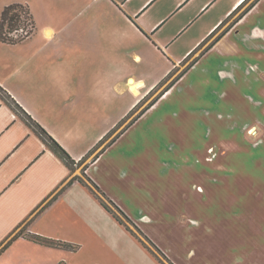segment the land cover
<instances>
[{"label": "crops", "instance_id": "obj_1", "mask_svg": "<svg viewBox=\"0 0 264 264\" xmlns=\"http://www.w3.org/2000/svg\"><path fill=\"white\" fill-rule=\"evenodd\" d=\"M15 3L36 29L0 41V264H162L77 176L173 264H264V0H0V20Z\"/></svg>", "mask_w": 264, "mask_h": 264}, {"label": "trees", "instance_id": "obj_2", "mask_svg": "<svg viewBox=\"0 0 264 264\" xmlns=\"http://www.w3.org/2000/svg\"><path fill=\"white\" fill-rule=\"evenodd\" d=\"M35 21L33 18V15L31 13V10L28 5L22 4V3H15L7 5L1 14V20H0V41L8 44H17L20 43L28 38H30L34 32H35ZM157 99L154 100L149 107L154 105L156 103ZM148 107V108H149ZM145 110H143L141 113H139L132 121V123L137 120ZM42 130V129H41ZM43 131V130H42ZM45 133V132H43ZM45 135V134H44ZM45 139H47V144L49 147L60 157L62 158L67 166L71 170H75L77 166L81 165L82 161L77 163L53 138L47 136H44ZM113 143V140L106 144L96 155L95 158H97L109 145ZM103 143L97 145L91 154L95 153ZM78 181L83 186L87 187L91 193L99 200L101 205L122 225H125L128 230L131 231V233L136 236L146 247L147 249L151 250L153 254H157V256L160 258L158 254L162 256V259H164L166 262H164L161 258L159 259L162 264H173L170 260L167 259V257L163 254V252L157 247L153 241L147 237L140 228L134 224L131 219L115 204L109 205L107 204V196L105 193L93 182L90 178H87V181L84 180L82 177L77 176L73 178L72 182ZM21 233H24V230H21ZM33 239L44 243L49 246L53 247H67V245L42 238L40 236H33ZM72 247V246H71ZM157 257V258H158Z\"/></svg>", "mask_w": 264, "mask_h": 264}, {"label": "rangeland", "instance_id": "obj_3", "mask_svg": "<svg viewBox=\"0 0 264 264\" xmlns=\"http://www.w3.org/2000/svg\"><path fill=\"white\" fill-rule=\"evenodd\" d=\"M230 78H233V76L230 74L229 75ZM162 79L164 78H161L159 80V83H161ZM166 107V106H165ZM165 107H163L161 110H158L156 111L153 115H152V118H150L149 121H146L140 128V130L142 129V127L146 126L149 122L153 121L154 119H157L159 117V119H163L164 118V115H165ZM182 118H186L188 116V114H186L185 112H179V114ZM167 119L166 121V124L165 125H162L163 128H167L168 131L172 132L173 133V141H169L168 142V147L170 148V146L174 147V148H182V149H185V144L181 142L180 140V136H184L186 134H188L189 132V128L186 126H181L178 119H177V116L176 114L174 113H168L167 117L165 118ZM161 125V124H160ZM159 125V126H160ZM252 132V131H251ZM170 150L172 151V149L170 148ZM185 154V152H183ZM253 177H256L255 175L252 176ZM264 182V181H263ZM261 183L262 185H264V183ZM259 184V185H261ZM175 194H178L180 197H181V193H178L177 191H175ZM261 201H263V196L261 195ZM264 203V201H263ZM259 211V210H258ZM222 220H227L225 219L224 217L222 218ZM26 227L23 228V230H25ZM28 229H30L28 227ZM27 229V231H28ZM157 256V254H155ZM160 256V258L162 259V256L160 254H158ZM158 257V256H157ZM159 258V257H158ZM159 258V259H160ZM164 262H166L164 259H162Z\"/></svg>", "mask_w": 264, "mask_h": 264}]
</instances>
